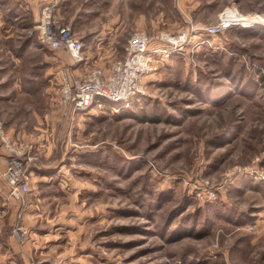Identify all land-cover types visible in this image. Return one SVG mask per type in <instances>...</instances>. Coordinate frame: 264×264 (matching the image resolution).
I'll use <instances>...</instances> for the list:
<instances>
[{
    "label": "rangeland",
    "instance_id": "1",
    "mask_svg": "<svg viewBox=\"0 0 264 264\" xmlns=\"http://www.w3.org/2000/svg\"><path fill=\"white\" fill-rule=\"evenodd\" d=\"M46 1L0 0L2 132L37 157L5 209L42 242L29 264H264V0H64L74 66L39 38ZM138 32L182 49L130 105L65 114L62 73L109 78ZM6 156L0 137L4 179Z\"/></svg>",
    "mask_w": 264,
    "mask_h": 264
},
{
    "label": "built area",
    "instance_id": "2",
    "mask_svg": "<svg viewBox=\"0 0 264 264\" xmlns=\"http://www.w3.org/2000/svg\"><path fill=\"white\" fill-rule=\"evenodd\" d=\"M63 1H46L41 8L37 27L42 42L52 49L67 50L75 60L74 66L83 60L81 54L83 42L75 36L70 24L59 16V8ZM240 21L244 19L238 20L239 23H243ZM218 27H226V24ZM165 38L175 46L151 47L144 32L135 33L129 40L128 55L125 60L114 64L113 74L107 79L102 76L100 68L72 78H69L64 71L59 103L65 106V114L74 115L95 104L101 108H107L111 104V109L114 111L130 105L143 91L144 76L155 70V57H168L170 53L181 51L182 45L177 40L172 41L177 38L169 36ZM2 129L0 123V137L7 151L5 180L9 185L11 196L23 197L30 190V176L37 157L31 153L29 145L4 136ZM19 216L21 217V214ZM14 232L21 244L27 240L28 231L21 223L16 224Z\"/></svg>",
    "mask_w": 264,
    "mask_h": 264
},
{
    "label": "crops",
    "instance_id": "3",
    "mask_svg": "<svg viewBox=\"0 0 264 264\" xmlns=\"http://www.w3.org/2000/svg\"><path fill=\"white\" fill-rule=\"evenodd\" d=\"M59 73H57V77L60 76ZM58 106L62 110L65 108L61 103ZM4 164L6 165L5 159ZM0 179V264H29V259L41 251L42 242L35 236L36 234H29L23 245L18 242L17 236L11 229L15 216L14 213L11 214V208H15L16 201L9 198V187L1 171ZM5 209H10V214L6 215Z\"/></svg>",
    "mask_w": 264,
    "mask_h": 264
}]
</instances>
